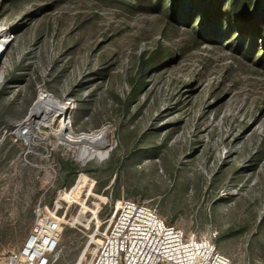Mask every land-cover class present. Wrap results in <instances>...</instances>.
<instances>
[{
    "label": "rangeland",
    "instance_id": "374dc122",
    "mask_svg": "<svg viewBox=\"0 0 264 264\" xmlns=\"http://www.w3.org/2000/svg\"><path fill=\"white\" fill-rule=\"evenodd\" d=\"M173 1L0 0L12 37L0 125L27 117L43 90L69 104V136L104 130L109 141L106 158L88 161V145L57 148L50 133V155L5 144L0 254L20 247L41 202L66 223L56 264L88 263L133 200L212 237L232 264H264V42L250 32L240 45L216 19L202 33L206 9L186 18Z\"/></svg>",
    "mask_w": 264,
    "mask_h": 264
},
{
    "label": "built area",
    "instance_id": "2783aa9c",
    "mask_svg": "<svg viewBox=\"0 0 264 264\" xmlns=\"http://www.w3.org/2000/svg\"><path fill=\"white\" fill-rule=\"evenodd\" d=\"M5 61L4 55L0 66L4 79ZM41 92L44 91L39 90L27 117L0 125V155L7 142L21 145L24 157L39 151L49 153L51 149L45 143L49 133L55 139V147L66 146L61 137L67 136L68 131L62 129L54 114L47 111L42 116L31 115ZM68 119H71L70 112ZM58 209L51 210L39 202L20 247L0 254V264H56L58 245L66 224L58 215ZM101 237L96 254L87 255L88 263L85 264H232L217 249L212 237L187 235L182 229L168 224L155 206L133 200L120 201Z\"/></svg>",
    "mask_w": 264,
    "mask_h": 264
},
{
    "label": "trees",
    "instance_id": "16d2710c",
    "mask_svg": "<svg viewBox=\"0 0 264 264\" xmlns=\"http://www.w3.org/2000/svg\"><path fill=\"white\" fill-rule=\"evenodd\" d=\"M153 2L154 0H146L148 4ZM161 2L162 0H156V6L159 7ZM171 4L169 6L178 12L181 11L183 5H188L186 18H191L195 13L202 14L206 9L208 15L203 16V22H200L202 33L206 32L210 26L212 27V20L216 19L214 23L217 24V33H221L222 21H226L229 32H232L233 26L234 29H239L242 35L239 39L240 45L245 42L250 32L254 41L259 39L264 42V0H174ZM161 59L164 60L163 62L167 61L166 58L161 57Z\"/></svg>",
    "mask_w": 264,
    "mask_h": 264
},
{
    "label": "bare ground",
    "instance_id": "6f19581e",
    "mask_svg": "<svg viewBox=\"0 0 264 264\" xmlns=\"http://www.w3.org/2000/svg\"><path fill=\"white\" fill-rule=\"evenodd\" d=\"M12 37L9 36L6 32L0 29V58H2L5 50L9 46V42ZM4 80V74L0 72V84ZM51 104L50 107H46L45 104ZM48 105V106H49ZM47 111L51 112L57 117V122L62 127V129L68 130V114H69V104L59 103L54 97L44 92H41L39 97V103L35 105L32 116H42ZM67 142L74 144H86L89 147H84L80 149L78 153V159L81 161L93 160L95 158H106L108 151L106 150L109 147L108 136L105 134L104 130L98 131L94 134H83L77 138H73L67 134V136L62 135V139ZM85 145V146H86ZM95 145H98L97 149Z\"/></svg>",
    "mask_w": 264,
    "mask_h": 264
},
{
    "label": "water",
    "instance_id": "95a60500",
    "mask_svg": "<svg viewBox=\"0 0 264 264\" xmlns=\"http://www.w3.org/2000/svg\"><path fill=\"white\" fill-rule=\"evenodd\" d=\"M8 48H9V46L7 47V49H8ZM7 49L5 50V52H4L3 56H2V58H0V66H1V63H2V59H3L4 55L6 54Z\"/></svg>",
    "mask_w": 264,
    "mask_h": 264
},
{
    "label": "crops",
    "instance_id": "0c3cea01",
    "mask_svg": "<svg viewBox=\"0 0 264 264\" xmlns=\"http://www.w3.org/2000/svg\"><path fill=\"white\" fill-rule=\"evenodd\" d=\"M27 233H28V232H27ZM27 233H26V234H27ZM26 234H25V235H26Z\"/></svg>",
    "mask_w": 264,
    "mask_h": 264
}]
</instances>
